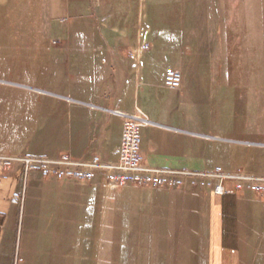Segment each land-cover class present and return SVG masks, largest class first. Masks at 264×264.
<instances>
[{
    "label": "crops",
    "instance_id": "1",
    "mask_svg": "<svg viewBox=\"0 0 264 264\" xmlns=\"http://www.w3.org/2000/svg\"><path fill=\"white\" fill-rule=\"evenodd\" d=\"M160 1L145 5L150 27L147 10L144 18L133 0H31L45 3L46 47L29 63V85L43 93L35 98L44 106L26 116L29 138L18 147L0 144V157L114 162L119 113L138 108L149 120L141 130L143 161L195 173L220 167L229 176L225 193L200 177L176 189L113 190L100 170L87 182L57 180L14 163L0 168V264H264V195L240 178L264 177L260 145L242 119L230 127L233 113L218 97L196 88L201 80L192 71L214 68L192 63V37L180 23L159 30L176 22L173 3H180ZM139 40L149 47L133 60ZM217 66L220 81L229 67ZM167 68L181 74L177 91L163 85Z\"/></svg>",
    "mask_w": 264,
    "mask_h": 264
},
{
    "label": "rangeland",
    "instance_id": "2",
    "mask_svg": "<svg viewBox=\"0 0 264 264\" xmlns=\"http://www.w3.org/2000/svg\"><path fill=\"white\" fill-rule=\"evenodd\" d=\"M30 1L0 0V144L11 148L18 147V140L28 139L32 132L28 112L44 106L35 98L42 92L29 85L30 76L32 80L35 76L29 63L36 49L46 47L40 38L46 28L45 3ZM133 1L142 7L144 18L147 10L145 20L148 26H154L148 9L153 0ZM184 1L173 3L179 11L176 22L167 20L157 26L159 30L173 31L180 23V32L191 35L192 63L212 64L214 68L212 72L192 71V79L199 75L201 80L192 84L199 91L205 87L208 96L222 101L219 106L223 110L227 109L230 116L233 113L230 127L242 119L245 132L248 129L249 137L260 145L264 165V0ZM167 4L172 5L166 0L159 3L164 7ZM218 64L229 67L221 73L220 81ZM18 112L19 120L15 118Z\"/></svg>",
    "mask_w": 264,
    "mask_h": 264
},
{
    "label": "built area",
    "instance_id": "3",
    "mask_svg": "<svg viewBox=\"0 0 264 264\" xmlns=\"http://www.w3.org/2000/svg\"><path fill=\"white\" fill-rule=\"evenodd\" d=\"M148 43L139 40L132 48L130 58L137 60L142 52L148 48ZM179 71L167 68L164 73L163 85L167 89L175 90L181 87ZM122 117V135L119 143L117 160L102 163L98 157L88 161L74 160L68 155L55 158L32 157H0V168L7 169L14 163H20L25 173L37 171L43 178L57 180L90 181L95 172H103L106 185L113 190L125 186H136L146 189H176L184 185L189 177H200L213 180L212 190L216 194H224L223 180L229 176L217 167L212 173H195L185 168L168 169L152 166L142 160L140 156L141 130L148 125L147 116L138 108L133 113H119ZM237 178V177H235ZM241 180H249V188L259 195H264V177L253 178L241 176ZM209 184V183H208ZM18 196L14 195V200Z\"/></svg>",
    "mask_w": 264,
    "mask_h": 264
}]
</instances>
